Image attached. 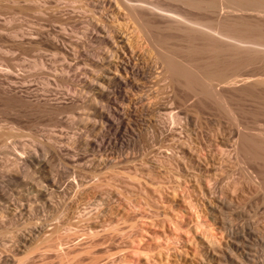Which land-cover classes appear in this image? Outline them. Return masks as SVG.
<instances>
[{"label": "rangeland", "instance_id": "obj_1", "mask_svg": "<svg viewBox=\"0 0 264 264\" xmlns=\"http://www.w3.org/2000/svg\"><path fill=\"white\" fill-rule=\"evenodd\" d=\"M89 1L95 2L94 7ZM129 1L133 10L136 8L139 17L133 15L130 5L128 9L127 4L125 7V4L123 6L121 3L117 9L114 6L116 4L110 3V6L109 1L106 2L104 9L107 11H105L102 7L103 3L98 0H0V23L11 29V31L3 30L5 36L8 34V38L4 36L3 31H0L5 37L2 38V34L0 35V78L4 79L7 73L9 75V72H15L14 74L19 75L16 79L19 84L32 86L35 93L48 95L51 98L58 97L57 102L63 107L56 118L50 114L29 116L17 112L16 107L10 108L0 103V124L5 135L3 139L8 145L34 148L39 142H45L49 137L56 136L58 146L66 149V153L62 152L63 157L50 151L46 167L38 168L36 164L35 167L32 166L35 171L43 170L42 173L45 172V175L47 172L53 174L51 172L53 171L57 184L49 189L50 194L41 197L36 203L27 202L34 209L27 205L30 213L27 212L28 214L24 216L27 222L46 224L48 231L53 225L64 223L65 226L53 236L65 239L63 245L65 252L61 253L56 247L42 252L45 243L40 246L42 249L39 247L32 252L27 264H203V262L208 264L205 253L203 254L205 242L203 243L201 237H210L211 232L217 235L223 247L232 239L226 230L210 231L211 221L206 215V198L199 190L201 188L198 182L196 183V178L189 177L182 171L185 159L186 162L191 160L194 163L199 159L203 160L197 162L201 165L203 162L202 166L206 172L202 187L214 189V196L222 203L221 210L229 217L234 234H239L244 229V231L252 229L255 238H259L264 244V183H262L264 163L245 157L246 160L242 155L238 157L233 147L239 131L248 133L249 136L257 130L264 132V89L262 93H258L260 89L256 90L251 86V82L245 83L242 80L243 77L257 72V67L259 70L262 65L264 67V57L246 65L244 54L249 59V54L246 52H242L243 56L239 59L236 57L240 54L230 60L226 56H220L221 59L218 60L224 67H230L232 64L230 69H233L238 61H243L241 63L244 66L238 65L240 68L235 66L240 69L239 74L243 75L241 78L236 76L238 80L236 84L228 85L222 82L221 78L217 81L216 77L214 79L215 89L224 94L228 106L238 116V120L235 121L227 114L225 105L222 107L223 104L214 99L211 95L213 92L208 90L202 92V86L201 89H198L199 86L198 88L194 86L196 87L194 90H199L200 94L197 95L194 90L193 93V85H196L193 84L196 83L193 82V77H190L188 84L192 89H186L187 86L177 85H181V81L185 83L186 79L177 84L170 83L164 78L163 71L161 72L162 65L155 63L157 56H161V52L164 55L163 53L168 52V49L172 50L171 53L175 51L173 53L179 56L176 57L178 60L183 58V61L187 59L189 61L191 57H195L202 63L207 61L205 65L214 62L215 53L212 57L213 53L210 52L209 54L193 52L189 47L191 45L189 41L200 48L208 42L213 45L220 44L219 46L222 47L231 46L233 43L229 42V44L228 40H220L215 37L216 35L203 36L195 31L197 25L194 22H201L212 28L217 27L214 24H217L215 19L219 18L220 12H216L217 14L204 12L184 6L177 0ZM222 12L226 14L227 8ZM91 19L95 22L103 20L116 27L118 35L127 38L141 57L137 55L154 69V74L149 82H146L148 84L142 88L146 95L144 103L152 105L151 107L155 109H152L154 113H148L149 115L143 113L138 104L141 110H137L134 114L136 117L131 118L136 123V135L125 136L123 131L114 129V132L111 131L112 134L110 132L111 136L110 134L107 136H110L112 141H117L116 143H119L122 137L126 143L117 145V148L114 146L115 149L114 144L110 145L106 141L110 137L103 142L100 138L99 144L105 150L100 149L95 152L87 148L88 146L83 142L84 138H91L95 132L92 133L86 128L92 122L88 117L91 107L97 105L107 110L120 104L126 109L129 101H124L117 93L110 94L111 100L106 97L99 98L97 90L90 91L85 87L91 76L96 77L97 81L106 72L108 64L103 63L111 55L106 43L91 36L95 33L88 23ZM143 19L150 24L148 27L145 26L146 28ZM16 30L18 37L11 38V33L17 32ZM67 38L77 45V48L75 47L77 61L73 55L60 52L59 48L68 45ZM163 38L167 41L165 43L162 41L161 45L160 40ZM153 39L159 40L158 44H160L156 45ZM208 56L212 57V61L207 58ZM71 58L77 62V69L73 74L61 72L60 65ZM235 58L238 60L236 63H234ZM40 61H46V66H34V63ZM239 62L238 64H241ZM100 64L105 65L106 68ZM172 83L176 86H171ZM82 93L86 95L83 94L85 97L82 98L83 101H79V105L82 106L84 101L85 104L82 107L78 105L79 109L75 108L70 99ZM132 93L130 94L133 98H138L142 94L139 91L133 93L134 95ZM165 106L168 110L163 109ZM167 114L172 117L175 115V119L176 115L180 114L183 118L176 121L173 117V121ZM164 117H167L168 122L164 121ZM159 119L166 123L162 124ZM100 121L96 119L93 122L101 127L103 124ZM118 122L120 123V120ZM190 133L192 134L189 135ZM184 139L188 141L185 142ZM129 140H131L130 145H128ZM182 140L183 143H180ZM224 140H231L229 143L231 146H224L222 142ZM110 146L111 148H108ZM158 146L162 153L158 152ZM169 147H174L175 153L178 154L175 155L176 157L181 156L182 150H186V155H182L185 158L182 160L184 162L179 157L178 159L174 157L175 160L171 159L174 151L172 148V153L169 150L168 155L166 152ZM165 153L169 156L168 159ZM151 159H155L158 163L154 168L147 167L146 162ZM10 163L6 158H0V180H3L4 175L10 174L8 173V170H12ZM32 167L30 172H33ZM38 171L33 172L34 174L30 173L31 175L28 176L30 179L27 180L32 182L34 179L35 184L30 182L27 185L28 177L17 168L12 170L10 174L12 182L6 183L8 192L13 194L11 198H18L21 189L24 192L26 187H36L40 182L42 183L37 185L40 188L43 184L41 188H44L45 175L40 172L43 177L38 178L37 176L40 175ZM22 180L27 183L24 184ZM3 200L0 198V202L4 203ZM21 219L23 221V218ZM262 244L259 243L254 247L259 251L251 252L250 264H259L264 259ZM218 263L217 260L213 262V264ZM233 263L236 264V261Z\"/></svg>", "mask_w": 264, "mask_h": 264}, {"label": "bare ground", "instance_id": "obj_2", "mask_svg": "<svg viewBox=\"0 0 264 264\" xmlns=\"http://www.w3.org/2000/svg\"><path fill=\"white\" fill-rule=\"evenodd\" d=\"M98 1L100 3H103L102 4L103 9L105 8L107 1H109L108 2L109 5H110V3L111 4L115 3L116 5H114V6L117 7V9L119 8V5H121V3H122V5L125 4V7L128 6L127 7L128 9H130L129 8V5H130L131 6V12L133 11V15L135 14L136 17H139L138 16L139 14L136 12L137 10H135L136 8L134 7L135 9L133 10V7L131 5V1H129V0H98ZM177 1L180 2L181 4H183L184 6L196 8V9L202 10L204 12H211L214 14L216 12H220V14L218 13L220 15L219 18L215 19V21H217L216 22L217 24H214V25H217V27L212 28V26L210 27V25H204L201 22H194V24L197 25V30H195V31H197L196 33H199L203 36L204 35L207 36V34H208V36H210V35L215 36L216 35L215 37L220 38V40H222V39H223V41L228 40V43L230 42L233 44H231V46L227 45L228 47H225V45H223L224 47H222V46H219L220 44L213 45V44L208 42L204 47L200 48V47H196L195 45H193V42L189 41V44H191V45H189V47H190L191 51H193V52H201L204 54H206V53L209 54V52H210L211 54L213 53L212 57L214 56V53H215V56L213 57L214 62L212 61V57L211 58L209 56L207 57V58H210V60L212 61V63H210V61L208 59V61L210 63L209 65L208 64L205 65L207 61L206 62L204 61L205 63H202V61L199 58H195V57H191V56L190 57L192 59L189 58L190 59L189 61H187L188 60L187 58L189 56L186 57V59H187L186 61H183V58H179L180 60H178V58H176V57H179V56H177L176 53H173L175 51H173L171 53V51H172L171 49H168L169 51L167 50L171 54H167L168 52L165 51L166 53H163L164 55H162L161 54L162 52H161L160 53L161 56H159V55L157 56L158 58H156L155 63H156V65H158V64L162 65L161 72L163 71L162 74L165 75L164 78L166 80H169L170 83L174 82L177 84V82L179 83V81L186 79L185 83L188 81L187 85H185V83H183L184 81L180 82V83H182L181 85L177 84L178 86H182V85H183V87L187 86L186 89L189 88V86H188L189 79H191L193 77V82H196L193 84H196V85H193V84H191V85H193V87L197 86V88L199 86L198 89H201L200 87L202 86V89H201L202 92H206L207 90L210 92H213V94L211 93V95L214 97V99L218 100L220 102V104H223V105H221L222 107L225 105L224 107L227 109V112H228V113L227 112L226 113L229 114L233 118V120L237 121L238 120L237 114L234 112V110H232L228 106V103L225 101L224 94L221 91H218L217 89H215L214 82H215V80L217 81L218 78H219V80H220V78L223 79L222 82H226L228 85H234V84H236V81L238 82V80H236L237 79L236 76H240V78H241V76H243V75L239 74L240 73L239 68H240V66H244V65L241 63L243 61L239 62L236 58L239 59L240 56H243V54L241 55L242 52H246V54H249L248 55L249 59H247L246 55L244 54V56L246 58L245 59L246 62L244 61L245 65H246V63L256 62L259 59H262L264 57V0H177ZM94 3L90 2V5H92L94 7V5H95ZM126 4H127V6H126ZM57 5H58V3H57ZM96 6L98 7V4ZM114 6L112 5V7H114ZM88 7H90V6H88ZM90 8H92V7H90ZM114 8H113V10H114ZM120 8H122V6H120ZM226 8H227V13L225 14L222 11H224V9H226ZM22 9H23V7H22ZM37 9L39 10V8H37ZM104 10L107 11L106 9H104ZM24 11H26V10H24ZM223 13H224V15H221ZM216 16L217 15H215V17ZM91 17L93 18V16H91ZM88 18H87V20H88ZM141 19H142V17H141ZM143 20H142V24H143ZM145 22L143 24L144 27L145 26L148 27L150 24L148 22H146V23ZM88 23L95 30V33H93L91 36L97 37L100 42L106 43L109 46L108 48L110 49L109 52L111 55H110V58L107 61H104V63H103V64H105V63L108 64V65L105 64L106 67L108 66L107 68L105 67V65L103 66L102 64H100L106 68V72L104 74H102L101 78L100 79L98 78L97 81L95 80L96 77L94 78L93 76H91V80L89 79L87 84H86V82H84L86 84L85 87L88 88L90 91L97 90L96 93L98 94L99 98L106 97L108 100H111L110 94L117 93L120 96V98H122L124 101H126V102L129 101L128 102L129 105L126 109H123L120 104H116L115 107H109L107 110H105L103 107H100L97 105H95V107L92 106V105H94L95 102L92 103V105H91L92 109H90L91 112H88L89 113L88 117L91 119L92 122L90 123V125L89 124L88 125L85 124V125H87L86 128H88V130L90 132H92V131H95V132H94V134H92L91 138H84L83 142H85L84 144H86L88 146L87 148H91L95 152V150L98 151V150L102 149L101 148L102 145L99 144L100 138H102V142L105 139H108L107 137L111 136V134H112L111 131L114 132V129L119 130V131H123L125 133V134L123 133V135H125V136H127L128 134L136 135L135 134V130H137L136 125H135L136 123H134V120L131 118L136 117V115H134V114L137 112V110L142 109L141 111H143V113H147V115L152 114L151 112H153V110H155L151 107L152 105H150L149 103H144V99H145L146 95L144 94V89H142L145 87L144 86L145 84H148L146 82H149L150 78L154 74V69L152 67H149L151 65L144 62L143 59L140 58L141 56L138 54L137 51H135L132 44L128 41L127 38L121 37L118 35L119 32H118V30H116V27L106 23L103 20L95 22L94 20L91 19V21H88ZM211 25H213V24H211ZM20 27H22V26H20ZM3 30L6 31L9 29L7 28L6 25L0 23V31H3ZM19 30H21V29H19ZM4 31H3V34H4ZM9 31H11V29ZM195 31H193V32H195ZM96 33H101L102 35H97ZM3 34L1 36L2 38H5L6 36H7V38L9 37L8 34L6 36L4 34L5 37H3ZM17 34H18V31L12 32L11 38L18 37ZM64 39H66V38H64ZM68 41H69L68 45L66 44L67 43V41H66V43L64 42V45L66 44V46L59 48L60 52L63 54H65V52H67V53L73 55L75 57V60H76V58H78L77 57V50H76L77 45H75L76 43L74 41H72L70 38L68 39ZM162 41H164V38H163V40H160V43ZM166 41H167V39H166ZM166 41H164V43ZM81 42H83V41H81ZM153 42L157 45L159 40L153 39ZM162 44H163V42L161 43V45ZM78 46H80V44ZM68 48H70L73 51V53H71L72 51H68L69 50ZM69 54H65V55H69ZM237 55H239V56L236 57ZM108 56H109V54H108ZM220 56H226L229 60L236 57L234 59L235 60L234 63H236V60H237L242 65L238 64V62H237V65H235V66H237L239 68H237V67L235 68V66H234V67H232L233 69H230L231 65H232L231 64L230 67L226 66L229 68V69H227L226 67H224V65L222 63H221V65L219 64V61L221 59ZM67 58H70V57L67 56ZM193 58L195 60H193ZM73 59L74 58H71L70 60H73ZM89 59L91 60V58H89ZM70 60H68V61L66 60L62 65H60L61 66V68H60L61 72H63V73L68 72V73L73 74V72L77 69V62H76L77 60L76 61H74V60L70 61ZM45 62L40 61L39 63H34V66H36V67H43L44 65L46 66ZM102 62H100V63H102ZM157 62H158V64H157ZM91 63H94V62H91ZM231 63H232V61H231ZM238 65H240V66H238ZM261 67H260V70L257 69L258 67L256 68V70H258L257 72H254L253 74H249L247 76L244 75L245 77L242 78V80H244L243 82H245V83L251 82V84H252L251 86L255 87L256 90L260 89L258 91V93L259 92L262 93L261 91H262V89H264L263 88L264 87V67H262V69H261ZM104 69H102V70H104ZM14 73L9 72V75H8V73L7 74L5 73L6 76L7 75L8 76L7 77L5 76L4 79L0 78V103L3 106H8L10 108L16 107L17 112L18 111L20 113L23 112L29 116L39 115V114H50V115L55 116L57 118V115L63 109V107L60 106L57 102L58 97L57 98H51L48 95H44V94L42 95V94L35 93L31 88L32 86L25 85V84H19V82L16 80L19 78V75L14 74ZM5 74H3V75H5ZM74 75L76 76L75 73H74ZM1 77H3V76L1 75ZM92 77L94 79H92ZM215 77H216V79H215ZM191 81H190V83H192ZM174 83H172L171 86L172 85L176 86V85H174ZM191 87L189 89H192ZM195 88L196 87H194L192 89V91ZM85 91H86V89H85ZM132 91H135L133 93H136V91H139L142 94L138 93V94H140L138 96V98H133L132 95L130 94V93H132ZM194 91H193V93H194ZM195 93L197 95L200 94L199 90L195 91ZM83 94L84 93H82L79 96H72V98L70 99L71 104L73 106H75V108H78L77 106L79 105V101L80 102L83 101L82 98L85 97L84 95H86V94H84V95ZM203 94L205 95V93H202V95ZM206 95H209V94L206 93ZM84 104H85V101H84ZM138 104H140L141 109H139ZM79 106L82 107L81 105H79ZM163 109L168 110V107L165 106ZM88 113H86V114H88ZM167 115H169V114H167ZM144 116H146V115H144ZM55 117H52V118L54 119ZM79 117H81V116H79ZM167 117H164L165 118L164 121L169 119V117L168 118ZM170 117H172V116H170ZM173 117L175 119V115ZM173 117H172V119H173ZM182 118H183V116H180V114H178V115H176L175 120L180 121ZM90 119H88V121H90ZM96 119H99L102 121L103 125L101 127L97 126L96 122H93ZM174 119H173V121H174ZM119 120H120V123L118 122ZM161 120H163V119H161ZM170 120H169V122H171ZM159 121H160V119H159ZM164 121H160V122L161 123L163 122L162 124H164V123H166ZM149 122L152 123V121H149ZM167 122H168V120H167ZM161 123H159V124H161ZM179 125H180V123H179ZM181 126H183V125H181ZM86 128H83V129H86ZM257 131H256V133H254L251 136H249L248 133L246 134L243 131H239L237 134V137L234 141V144H233L234 152L236 153V155L238 157H239V155H242L244 158L246 157L247 159L249 158V159L258 161L260 163L261 162L264 163V132L263 131L257 132ZM110 132H111V134H110ZM118 132H117V134H118ZM121 133L122 132H120V135H121ZM109 134H110V136H107ZM191 134L192 133H190L189 135H191ZM187 135H188V132H187ZM4 136L5 135H4V131H3V126L0 124V140H1V142H0V158H6L7 161L11 162L10 166H12L11 167L12 170H14L16 168L19 169L20 171H22L25 174V177H28L30 173L34 174L33 172L38 171V170L35 171L33 169V167H35L34 164H36L38 166V168H40L39 166L44 167L47 164V160L49 158V152L50 151H53L54 153L62 156V152L63 151L65 152V150H66L65 148H63V146H58V140L56 139V136L49 137V139L45 142H43V141L39 142L38 145L34 148H30V147H26V146L12 147L11 145L7 144L5 139H3ZM184 140H182V142H180V143H183ZM186 140H185V142H186ZM106 141L109 142L110 145L114 144L113 147L114 146L116 147L117 145L119 146V144H121V143L122 144L126 143L122 139V137L120 138L119 143H116L117 141L116 142L112 141L111 137ZM230 141L231 140H224L222 142H223L224 146L228 147V146H231L229 144ZM157 143L159 144V142H157ZM130 144H131V140L128 141V145H130ZM176 145H178V144L176 143ZM163 146H161V147H163ZM168 146H170V145H168ZM168 146H166V148ZM158 147L160 150L159 151L157 149L158 152H161L162 150L160 149V146H158ZM108 148H111V146ZM172 148L174 151L173 153L171 152ZM172 148L169 147L168 151H167V149H165L167 151L166 152L167 154H168L169 150L172 153L173 158H171V159H174V157L176 159H178V157H179V159L181 161L183 159H185L184 156L186 155L185 154L186 150L185 151L182 150L181 156L179 155L176 157L175 155L177 153H175L174 147H172ZM185 149H187V148H185ZM102 150H105V148ZM109 150H111V149H109ZM179 150H177V152H179ZM193 151H196V150H193ZM161 153H159V154H161ZM167 154H166V156H167ZM191 154H192V152H191ZM182 155H184V156H182ZM163 157H165V156H163ZM168 157L169 156H167L166 158L168 159ZM155 159L154 160L151 159V161L148 160L149 162L148 161L146 162L147 167L154 168L155 166H157L158 163ZM192 159H193V157H192ZM169 160H170V158H169ZM199 160H201V159H199ZM199 160H197V162ZM189 161L194 163V161H191V160H188L186 162V159H185V162L182 161V162H184L182 164L183 165L182 171H184L187 176H189V177L192 176V177L196 178V179L195 178L194 179H195V181L197 180L196 183L198 182V184L201 188L199 190H201L203 192V194H204L203 196H205V198H206V203H205L206 211H207L206 215L210 218V221H211L210 231L213 229L217 230L218 232L221 230H224V231L226 230V232L228 233V235L232 239L230 241V243L227 242L225 247H223L224 245L222 246L219 243V241L217 239V235H215L211 232L209 235L210 237H208V236L207 237H201V240L203 241V243L205 242V244H203V246L205 247V248L203 247L205 249L203 254L205 253L204 256H205V259H207V263L209 262L208 264H213V262L215 260H217L219 262L218 264H235V263H233V261H236V264H250L252 261L251 252L255 250L254 247L256 245H258L259 243L262 244V241L257 237L255 238L256 235L254 234V232L251 231L252 229L248 230V231H244L245 230L244 229L243 231L241 230L242 232L237 231V232H240L239 234L238 233L234 234V232L232 231V224H231V221L229 220V217L226 214H224L221 210L220 204H222V203L220 202V200L218 198H216L214 196V189L210 190V188H208V187H206L208 189H205V187H202V181L206 175V172L202 166L203 162L201 165L200 162H199L200 164H198L197 162H196L197 164L196 163L191 164V163H188ZM201 161H203V160H201ZM204 162H206V160ZM162 163H164V162H162ZM160 165H163V164L160 163ZM10 166H9V169L11 170ZM13 166H15V168H13ZM31 167L33 169V172L32 171L30 172ZM204 167H206V166L204 165ZM178 168H179V166H178ZM48 169H49L48 171H50V168H48ZM11 171L8 170V173L12 174ZM42 171L43 170H41L40 172L43 175L45 172L42 173ZM40 172L38 171L39 174H40ZM51 172L53 173V174L50 173L51 175L48 174V172H47L46 175H48V176H46L44 174L45 175V177H44L45 181L44 182L46 184L44 188L43 187L41 188V186L43 184L39 188V185L42 183V182H40V184L37 183L39 185L36 184V187H33V186L29 187L28 186V188L26 187V190L23 188L24 192L22 189L20 192H19V190H17V192H19L18 194L20 195L18 198L17 197L11 198V196H13V194L8 192V189L6 186L7 182L8 183L12 182V176H10V174L4 175L5 177L3 176L4 177L3 180H0V198L4 199L3 200L4 203L0 202V264H27L29 262L28 260L30 258V255L32 254V252L34 250L38 249L41 245H44L45 243H46V246H44L43 249H42V247H40V249H42V252H46L47 249H51V248L54 249V247H56V249L59 250L61 253L65 252L63 250V245L65 243V239H63L60 236L57 238H55L53 236L54 233L59 232L62 229V227L65 226L64 223H58L56 225H53L51 230L48 231L47 230L48 226L46 224L33 223L30 221L27 222L24 220V216L28 214L27 212H29L30 208L32 207V205L30 207L27 202H34L35 201V203H36V201H38V199H40L41 197H45L48 194H50V190H49L50 188H52V187L54 188L56 186V184H57L56 176L54 175L53 171H51ZM41 174L38 175L37 177L39 178V176H41ZM35 175H33V176H35ZM52 175H54V176H52ZM180 175H182V174H180ZM180 175H179V177H180ZM41 177H43V176H41ZM28 179H30V178L28 177L26 179V181ZM32 180H33L32 182L34 183V179H32ZM40 180H41V178H40ZM26 181L25 182L23 181V182H24V184L28 182L27 185H29L31 182V181L30 182L29 181L26 182ZM262 183H264L263 180H262ZM27 205H28V207H30L29 210L27 208ZM31 209H34V208H31ZM21 218H23V221H21L22 220ZM26 218L31 220V218H28L27 216H26ZM252 236H254V238ZM261 246L263 247V255H264V244H262ZM258 251H256V252H258ZM253 257H254V255H253ZM203 264H204V262H203ZM259 264H264V259Z\"/></svg>", "mask_w": 264, "mask_h": 264}]
</instances>
